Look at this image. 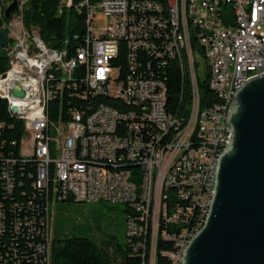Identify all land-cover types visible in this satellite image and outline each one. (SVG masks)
I'll return each mask as SVG.
<instances>
[{"label": "built area", "instance_id": "obj_1", "mask_svg": "<svg viewBox=\"0 0 264 264\" xmlns=\"http://www.w3.org/2000/svg\"><path fill=\"white\" fill-rule=\"evenodd\" d=\"M27 1L19 0L20 27L11 31L9 68L0 74V98L24 121L21 159H7L0 173L11 212L1 201L0 233L10 222L15 234L10 244L1 238V264H51L52 206L99 201L136 208L126 230L144 264H177L188 236L178 238L176 230L199 223L211 208L214 165L232 136L234 92L264 74V0H80L85 33L73 54L25 29ZM72 5L62 0L59 10ZM198 59L209 61L204 82L214 97L205 101ZM176 66L186 68L185 98L169 93ZM164 67L171 76L161 77ZM11 71L17 81H9ZM8 84L32 96L48 91V107H24L9 97ZM191 88H198L197 102H189ZM52 103L61 139L52 138ZM183 107L192 108L191 117H183ZM169 136H178L177 145ZM138 163H145V184H136ZM18 164L34 168L27 202L13 196L24 185ZM160 238L172 248L159 251Z\"/></svg>", "mask_w": 264, "mask_h": 264}, {"label": "water", "instance_id": "obj_2", "mask_svg": "<svg viewBox=\"0 0 264 264\" xmlns=\"http://www.w3.org/2000/svg\"><path fill=\"white\" fill-rule=\"evenodd\" d=\"M15 14L21 15L19 0L4 10L5 18ZM9 34L0 30L1 47ZM228 124L232 136L218 161L209 216L182 264H264V74L238 90Z\"/></svg>", "mask_w": 264, "mask_h": 264}, {"label": "trees", "instance_id": "obj_3", "mask_svg": "<svg viewBox=\"0 0 264 264\" xmlns=\"http://www.w3.org/2000/svg\"><path fill=\"white\" fill-rule=\"evenodd\" d=\"M9 0H0V30L8 29V25L11 22V18H5L4 10ZM80 0H73L72 6L61 8L62 0H28L23 6L22 20L25 29L32 32L37 30L42 40L51 47L66 48L73 54L76 51V47L83 41L82 38L85 33V14L76 10L75 5ZM26 6V7H25ZM9 30V29H8ZM9 43H14V39L10 38ZM207 68H209L208 61ZM9 68V56L5 47L0 46V74L5 73ZM9 72V78L11 76ZM171 76V67H166V71L161 70V77ZM174 77L177 81L170 84V94H177V98H180V94L183 90V80L180 72L174 70ZM200 93L203 100L205 98L214 97L209 86L203 81L200 82ZM190 102V100H189ZM55 104L52 103L50 107V117L53 124L61 122L60 118H54ZM188 108V107H186ZM71 110V111H70ZM72 110H75L74 106H66V113L72 114ZM24 135V121L17 116H13L9 111L8 102L5 99L0 98V173L5 166L7 159H21L20 155V141ZM52 135L56 137L55 132ZM26 166V167H24ZM14 171L18 181L24 183L23 186L16 187L14 197L17 201H28L29 196L32 193V180L28 177V172H34L32 164H18ZM27 172V173H26ZM136 184H142V179L138 175L140 168H135ZM3 183L0 179V202L5 203V208L8 217L11 216L9 199L3 193ZM26 192L27 195L22 199V193ZM22 194V195H21ZM38 204L37 201L34 202ZM126 205V223L134 221V215H136V208H130ZM20 213V212H18ZM25 213V212H24ZM23 213V214H24ZM22 215V214H21ZM13 216V214H12ZM199 223L197 221H190L188 225H181L176 230V237L183 238L188 236L190 231H195ZM6 233L2 236L0 233V264H1V238H3L7 244L15 239V234L8 224ZM24 243V241H20ZM126 249L122 246L114 247L111 250L113 241L99 242L96 238H91L81 234H71L61 236V232L56 230L52 241L51 249V264H115L116 257L120 259V264H144V257L140 254H136L133 250V237H129L126 230ZM172 243L166 242L163 239H159L158 250L171 249Z\"/></svg>", "mask_w": 264, "mask_h": 264}, {"label": "rangeland", "instance_id": "obj_4", "mask_svg": "<svg viewBox=\"0 0 264 264\" xmlns=\"http://www.w3.org/2000/svg\"><path fill=\"white\" fill-rule=\"evenodd\" d=\"M26 5V4H25ZM26 7V6H25ZM21 19L13 15L8 29L10 36L18 33ZM13 31V35L11 34ZM200 67L198 71L200 81L207 79V63L204 59H198ZM30 141L25 137L22 141L21 152L26 154ZM54 210L53 229L59 230L61 236L81 234L96 238L99 242L112 240L111 250L119 245L126 249V205L99 202H57L52 206ZM115 264H120L116 257Z\"/></svg>", "mask_w": 264, "mask_h": 264}, {"label": "bare ground", "instance_id": "obj_5", "mask_svg": "<svg viewBox=\"0 0 264 264\" xmlns=\"http://www.w3.org/2000/svg\"><path fill=\"white\" fill-rule=\"evenodd\" d=\"M167 1H175V0H167ZM209 64V61H208ZM176 69L178 72H180L182 80H183V89L186 88V68L185 66H176ZM162 71H166V67L162 68ZM18 78V71H12L11 76L9 78V81H17ZM18 87L15 86V84H8V95L11 97L12 100L17 101L18 103L23 104L24 107H27L29 109H42L48 107V91H39L38 96H32L27 94L18 95L15 93V89ZM241 87L237 88V92ZM23 92V91H22ZM237 92H234V97L237 94ZM198 97V88H191V94H189V100L190 102H197ZM233 99H231V107L233 104ZM180 98H185V90H183L180 94ZM71 111V110H70ZM72 114H75V110H72ZM192 116V108L191 107H183V117H191ZM231 116V109L228 110V118ZM61 122H58V124L51 125V132H55V136L52 135V138L54 139H61ZM178 143V136H169V145H177ZM223 154V152H220V156ZM135 168H140V173L138 174L142 179V184H145V163H138L135 164ZM217 171H218V163L217 165H214V175H216L217 178ZM136 173V172H135ZM136 178V175H135ZM216 178L214 181V188L216 184ZM214 192H212V200H209V207L212 205ZM210 208L206 209V212H203L202 220H200L198 227L195 229V231L188 235V239L185 240L183 243V249L182 253H180V257L177 258V264H182L185 251L190 243V241L201 231V229L204 227L206 220L209 216ZM128 223H133V221H129ZM127 234L129 237H133V230H127ZM187 236H184L185 238Z\"/></svg>", "mask_w": 264, "mask_h": 264}, {"label": "crops", "instance_id": "obj_6", "mask_svg": "<svg viewBox=\"0 0 264 264\" xmlns=\"http://www.w3.org/2000/svg\"><path fill=\"white\" fill-rule=\"evenodd\" d=\"M10 24H12V23H10ZM20 27V26H19ZM9 32H10V30H9ZM15 32H17V31H15ZM11 38V37H10Z\"/></svg>", "mask_w": 264, "mask_h": 264}]
</instances>
